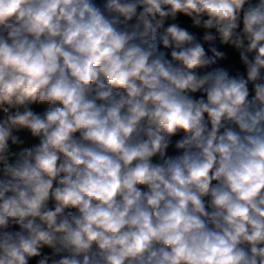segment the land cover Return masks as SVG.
<instances>
[{
	"label": "clouds",
	"instance_id": "clouds-1",
	"mask_svg": "<svg viewBox=\"0 0 264 264\" xmlns=\"http://www.w3.org/2000/svg\"><path fill=\"white\" fill-rule=\"evenodd\" d=\"M0 264H264V0H0Z\"/></svg>",
	"mask_w": 264,
	"mask_h": 264
}]
</instances>
